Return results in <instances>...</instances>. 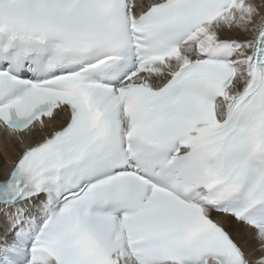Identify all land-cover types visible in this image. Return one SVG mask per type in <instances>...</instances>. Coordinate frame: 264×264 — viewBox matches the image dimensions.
<instances>
[{
    "label": "snow or ice",
    "instance_id": "1",
    "mask_svg": "<svg viewBox=\"0 0 264 264\" xmlns=\"http://www.w3.org/2000/svg\"><path fill=\"white\" fill-rule=\"evenodd\" d=\"M0 132V264H264V0H0Z\"/></svg>",
    "mask_w": 264,
    "mask_h": 264
},
{
    "label": "bare ground",
    "instance_id": "2",
    "mask_svg": "<svg viewBox=\"0 0 264 264\" xmlns=\"http://www.w3.org/2000/svg\"><path fill=\"white\" fill-rule=\"evenodd\" d=\"M228 35L230 37L238 38L241 40L246 38L243 34L235 32L229 33ZM55 127H59V124H56ZM42 138L43 136L38 135L33 138L32 142H38ZM22 150L23 149L19 145H17L11 138L7 137L6 135L0 136V182H2L3 178L5 177L4 171L10 169L12 165L11 162L14 161V159L19 155ZM234 238H236L235 234ZM245 239L248 238L245 237ZM250 243L251 242L249 241V244ZM242 247H245L246 251L250 250L249 245L242 244Z\"/></svg>",
    "mask_w": 264,
    "mask_h": 264
}]
</instances>
